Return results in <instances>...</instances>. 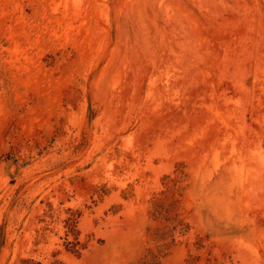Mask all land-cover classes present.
Wrapping results in <instances>:
<instances>
[{"label": "rangeland", "instance_id": "374dc122", "mask_svg": "<svg viewBox=\"0 0 264 264\" xmlns=\"http://www.w3.org/2000/svg\"><path fill=\"white\" fill-rule=\"evenodd\" d=\"M0 264H264V0H0Z\"/></svg>", "mask_w": 264, "mask_h": 264}]
</instances>
